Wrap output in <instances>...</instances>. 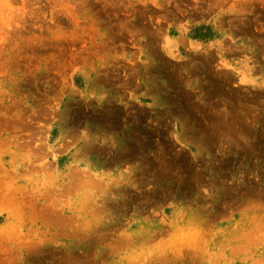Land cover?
Listing matches in <instances>:
<instances>
[{"label":"rangeland","instance_id":"rangeland-1","mask_svg":"<svg viewBox=\"0 0 264 264\" xmlns=\"http://www.w3.org/2000/svg\"><path fill=\"white\" fill-rule=\"evenodd\" d=\"M0 264H264V0H0Z\"/></svg>","mask_w":264,"mask_h":264},{"label":"crops","instance_id":"crops-1","mask_svg":"<svg viewBox=\"0 0 264 264\" xmlns=\"http://www.w3.org/2000/svg\"><path fill=\"white\" fill-rule=\"evenodd\" d=\"M124 99V101L121 100V103L122 111L125 112V114L122 115L118 111H113L111 110L113 108L106 105L107 107L100 109L97 114L93 115V117L103 120V122H100L97 119L92 120L93 122H84L85 137L87 139L85 146L87 154L83 158L85 160L84 165L90 167L92 171H95L98 174L104 175L109 170L108 165H112L110 171L118 170V165L121 164H119V161L116 158L124 155L131 158L136 153V150L142 149L143 132L142 129L140 130L141 125L137 123L136 126L133 113L134 109L129 112L130 115L127 113L128 108L126 109L127 105L134 108L136 103L139 102V99L136 97L130 98L129 95ZM150 130H147L149 144H151L152 138L154 137ZM128 140L129 143L125 145ZM105 150L107 153L102 156V153ZM132 159L133 158H131V163L133 162Z\"/></svg>","mask_w":264,"mask_h":264}]
</instances>
